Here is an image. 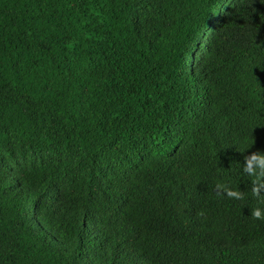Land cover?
<instances>
[{"label": "trees", "instance_id": "obj_1", "mask_svg": "<svg viewBox=\"0 0 264 264\" xmlns=\"http://www.w3.org/2000/svg\"><path fill=\"white\" fill-rule=\"evenodd\" d=\"M252 154L264 0H0V264H264Z\"/></svg>", "mask_w": 264, "mask_h": 264}, {"label": "clouds", "instance_id": "obj_2", "mask_svg": "<svg viewBox=\"0 0 264 264\" xmlns=\"http://www.w3.org/2000/svg\"><path fill=\"white\" fill-rule=\"evenodd\" d=\"M244 170L250 175L255 176L256 182L260 183L261 178L264 177V154H252L250 159L247 160ZM261 186L264 187V184H261ZM254 192L258 195L259 188L254 189ZM228 195L230 197L240 198V194L237 192L229 191ZM252 216L256 219H264V212L260 208H256L253 210Z\"/></svg>", "mask_w": 264, "mask_h": 264}]
</instances>
